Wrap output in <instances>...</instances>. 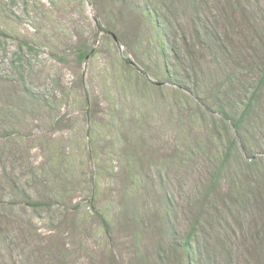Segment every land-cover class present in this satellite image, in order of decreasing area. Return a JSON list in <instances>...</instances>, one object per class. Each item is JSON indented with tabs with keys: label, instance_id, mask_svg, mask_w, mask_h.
Returning a JSON list of instances; mask_svg holds the SVG:
<instances>
[{
	"label": "rangeland",
	"instance_id": "obj_1",
	"mask_svg": "<svg viewBox=\"0 0 264 264\" xmlns=\"http://www.w3.org/2000/svg\"><path fill=\"white\" fill-rule=\"evenodd\" d=\"M263 69L264 0H0V264H264Z\"/></svg>",
	"mask_w": 264,
	"mask_h": 264
},
{
	"label": "trees",
	"instance_id": "obj_2",
	"mask_svg": "<svg viewBox=\"0 0 264 264\" xmlns=\"http://www.w3.org/2000/svg\"><path fill=\"white\" fill-rule=\"evenodd\" d=\"M137 11L140 12V14H144V13H147V8H146V6L143 7L142 5H140L137 8ZM152 25H153L156 33L160 37V39H159V47H158V49L160 51V54L162 56L174 54L175 51L172 48L171 49L170 48H166L167 46H170V42H169L168 36L166 34V30H167L166 26H163V24L159 21V19L153 20L152 21ZM205 36L208 37L207 34ZM86 56H87V50L86 49L80 50L78 52V58L80 59V61L84 60L86 58ZM165 65L167 67L166 63H165ZM263 82H264V69H263L262 77H261V79L259 81V86H261V84H263ZM155 89L162 90L163 86L156 84L155 85ZM176 89L177 90H182L179 87H176ZM249 106H250V100L248 101L246 107L242 110V112L240 113V115L237 118L233 117L231 115L230 111L228 109H226L219 102H215L213 104L212 108L217 110L216 112H218V114L222 117V119L224 120V123L228 126V128H230L234 134H238L239 133V128H240V126L242 125V123L244 122V120H245V118L247 116V113H248V110H249ZM238 143L241 144L240 147L238 148V151L241 154L244 155L245 162L248 165H254L256 163L255 159H253V157L246 152L244 145H242V143L240 141H238ZM232 148L233 147L229 146L226 149V151L224 152V156L222 158V160L224 162H226L230 158L231 153H232ZM216 180L217 179H215V181L212 182V187L215 186ZM40 204H45V203H34L33 206H40ZM102 221H103L104 224H106L104 222V220H102ZM193 232L194 231H190V233L183 239V241L180 244H178V247H180V250H179L178 254L173 253V258L172 259H168L167 264H179L177 262V256H179L180 258L182 256H185V259H183L180 264H192V256H193V254L191 253L190 248H191ZM172 248H173V250H175L177 247L174 246Z\"/></svg>",
	"mask_w": 264,
	"mask_h": 264
}]
</instances>
